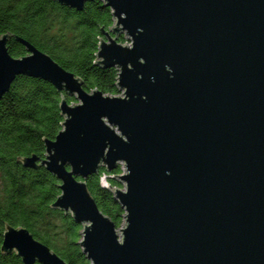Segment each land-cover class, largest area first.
Masks as SVG:
<instances>
[{"label":"water","instance_id":"1","mask_svg":"<svg viewBox=\"0 0 264 264\" xmlns=\"http://www.w3.org/2000/svg\"><path fill=\"white\" fill-rule=\"evenodd\" d=\"M56 1L81 10L87 0ZM99 2L111 23L95 25L90 63L115 68L114 94L85 90L0 31V94L17 74L39 77L62 116L40 137L42 156L16 159L54 174L49 205L81 224L90 264H264V0ZM8 37L25 53L10 55ZM119 162L124 186H107L123 209L116 228L84 178ZM1 235L0 252L23 264H68L22 226L4 223Z\"/></svg>","mask_w":264,"mask_h":264},{"label":"trees","instance_id":"2","mask_svg":"<svg viewBox=\"0 0 264 264\" xmlns=\"http://www.w3.org/2000/svg\"><path fill=\"white\" fill-rule=\"evenodd\" d=\"M111 21L109 10L99 0L85 1L80 9L56 0H0V31H9L46 52L63 69L82 80V87L114 94L115 68L90 63L93 56L95 29H106ZM121 35L117 37V40ZM5 48L12 56L25 53V47L8 37ZM60 93V92H59ZM0 242L4 223L22 226L32 236L68 264H88L80 245L81 224L68 213L49 205L59 193L58 180L43 165H23L16 155H43L41 136L53 138L60 128L57 92L39 77L15 75L8 88L0 94ZM66 102L71 100L65 96ZM111 170L99 166L85 178V185L97 207L108 215L116 227L123 209L107 186L116 185ZM104 174L106 185L99 182ZM4 221V223H3ZM0 264H23L11 252H0ZM33 264H43L34 262Z\"/></svg>","mask_w":264,"mask_h":264},{"label":"rangeland","instance_id":"3","mask_svg":"<svg viewBox=\"0 0 264 264\" xmlns=\"http://www.w3.org/2000/svg\"><path fill=\"white\" fill-rule=\"evenodd\" d=\"M119 35H121V38H120L119 40H117V38H116V40H117L118 42L122 43L123 41H127V38H126L125 36H122V33L118 34V36H119ZM118 93H119V92H118ZM68 96H70V97H71V101H73V97H72L71 95H68ZM118 164H119V170L117 171V173L121 172V170L123 169V168H122V167H123V166H122V163L119 162ZM114 174H116V173H114ZM112 177L115 179V181H116V183H117V184L114 185V186H117V187L123 188L124 184L122 183V181H120L119 179H117L114 175H112ZM99 182H100L101 184L106 185V182H105V180H104V174H101V175H100ZM111 188H112V187H111ZM122 223H123V218H121V220L119 221V224L116 226V228L119 227ZM88 261H89V260H88ZM88 264H90V263L88 262Z\"/></svg>","mask_w":264,"mask_h":264}]
</instances>
